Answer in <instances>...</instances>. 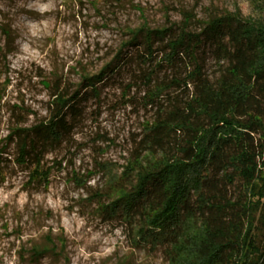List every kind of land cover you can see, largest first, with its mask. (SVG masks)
Instances as JSON below:
<instances>
[{
    "label": "rangeland",
    "instance_id": "374dc122",
    "mask_svg": "<svg viewBox=\"0 0 264 264\" xmlns=\"http://www.w3.org/2000/svg\"><path fill=\"white\" fill-rule=\"evenodd\" d=\"M220 16L264 22V0H0V264H183L188 249H174L139 206L117 202L132 189L134 160L147 163L149 142L158 139L152 149L159 158L180 154L186 137L182 130L148 131L196 90L192 81L183 86L194 66L184 52L172 63L162 59L167 41L182 31L199 34ZM144 28L166 31L152 35L149 58ZM132 33L137 41L128 46ZM214 49L202 39L193 52L209 80L226 66ZM155 85L167 89L152 101ZM55 93L79 97L73 112L64 110L62 137L26 132L32 142L21 161L23 135L14 133L48 122ZM259 133L250 187L237 171L228 169L229 184L214 169L203 191L218 205L237 201L245 229L261 245L264 120Z\"/></svg>",
    "mask_w": 264,
    "mask_h": 264
},
{
    "label": "trees",
    "instance_id": "16d2710c",
    "mask_svg": "<svg viewBox=\"0 0 264 264\" xmlns=\"http://www.w3.org/2000/svg\"><path fill=\"white\" fill-rule=\"evenodd\" d=\"M144 30L146 57L149 58L153 53L152 35L162 37L166 31ZM138 33H132L128 46L137 41ZM4 35L9 36L7 32ZM202 39L215 47L218 62L226 61L215 80L204 77L201 65L195 61L194 48ZM166 45L168 52L162 59L167 63L180 58L182 52L189 57L190 63L193 62L192 70L182 82L184 87L188 81L194 82L196 90L188 101L175 104L166 117L151 123L148 131L158 134L163 130H182L186 137L176 150L180 154H162L159 158L153 156L152 149L153 142L159 143L158 139L149 142L147 163L142 165L134 160L137 166L131 168L135 170L132 189L117 203L123 202V207L130 209L139 206L159 231L171 237L174 249H188L190 255L183 264H264V241L258 245L253 234L245 229L246 214L240 211L238 202L218 205L203 191V181L214 169L221 171L229 184L234 178L228 169L237 171L248 188L254 176L260 148L256 141L264 120V22L220 16L209 20L203 32L182 31ZM117 68L107 67L96 82L112 75ZM92 81L86 86L94 90ZM173 81L179 84L178 80ZM166 89L155 85L150 90L152 101ZM56 94L52 101L54 113L48 122L30 129H16L15 137L23 135L19 144L21 161L27 154L28 143L32 142V138L24 136L26 132L40 130L45 137L48 134L55 140L62 137L60 129L66 127L65 117L69 112L64 110L73 112V103L79 97ZM198 117L204 118L205 123L194 121ZM192 193L197 196L194 209L190 205ZM256 195L258 200L264 198V194ZM260 219L264 232V210Z\"/></svg>",
    "mask_w": 264,
    "mask_h": 264
}]
</instances>
